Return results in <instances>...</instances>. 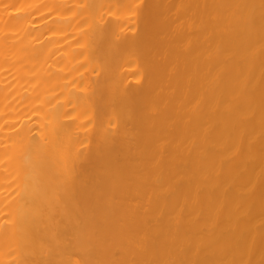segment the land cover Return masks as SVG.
<instances>
[{
  "label": "bare ground",
  "instance_id": "obj_1",
  "mask_svg": "<svg viewBox=\"0 0 264 264\" xmlns=\"http://www.w3.org/2000/svg\"><path fill=\"white\" fill-rule=\"evenodd\" d=\"M0 264H264V0H0Z\"/></svg>",
  "mask_w": 264,
  "mask_h": 264
}]
</instances>
